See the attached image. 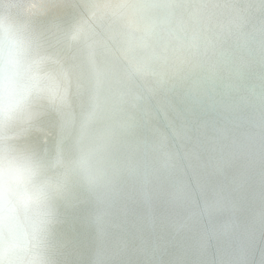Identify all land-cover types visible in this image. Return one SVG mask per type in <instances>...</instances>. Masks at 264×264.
I'll return each mask as SVG.
<instances>
[{"label":"clouds","instance_id":"clouds-1","mask_svg":"<svg viewBox=\"0 0 264 264\" xmlns=\"http://www.w3.org/2000/svg\"><path fill=\"white\" fill-rule=\"evenodd\" d=\"M0 264H264V0H0Z\"/></svg>","mask_w":264,"mask_h":264},{"label":"water","instance_id":"water-1","mask_svg":"<svg viewBox=\"0 0 264 264\" xmlns=\"http://www.w3.org/2000/svg\"><path fill=\"white\" fill-rule=\"evenodd\" d=\"M78 224H79L78 219H74L70 221L69 224L65 226L64 231L66 236L71 237L78 230Z\"/></svg>","mask_w":264,"mask_h":264}]
</instances>
